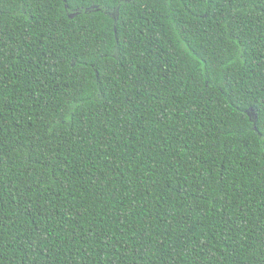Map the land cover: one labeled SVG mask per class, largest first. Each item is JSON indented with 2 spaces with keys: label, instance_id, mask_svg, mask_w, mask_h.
<instances>
[{
  "label": "trees",
  "instance_id": "obj_1",
  "mask_svg": "<svg viewBox=\"0 0 264 264\" xmlns=\"http://www.w3.org/2000/svg\"><path fill=\"white\" fill-rule=\"evenodd\" d=\"M0 264H264V0H0Z\"/></svg>",
  "mask_w": 264,
  "mask_h": 264
}]
</instances>
